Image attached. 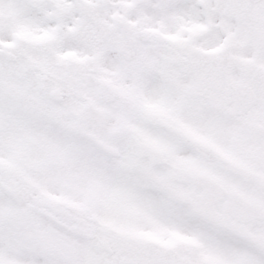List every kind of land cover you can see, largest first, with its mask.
I'll return each mask as SVG.
<instances>
[{
	"label": "snow or ice",
	"instance_id": "6c2138e0",
	"mask_svg": "<svg viewBox=\"0 0 264 264\" xmlns=\"http://www.w3.org/2000/svg\"><path fill=\"white\" fill-rule=\"evenodd\" d=\"M0 264H264V0H0Z\"/></svg>",
	"mask_w": 264,
	"mask_h": 264
}]
</instances>
